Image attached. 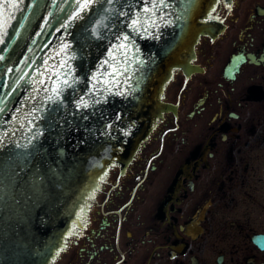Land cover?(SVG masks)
Here are the masks:
<instances>
[{"label": "water", "instance_id": "1", "mask_svg": "<svg viewBox=\"0 0 264 264\" xmlns=\"http://www.w3.org/2000/svg\"><path fill=\"white\" fill-rule=\"evenodd\" d=\"M216 2L0 0V264L52 262Z\"/></svg>", "mask_w": 264, "mask_h": 264}, {"label": "flooded vegetation", "instance_id": "2", "mask_svg": "<svg viewBox=\"0 0 264 264\" xmlns=\"http://www.w3.org/2000/svg\"><path fill=\"white\" fill-rule=\"evenodd\" d=\"M207 15L50 264H264V0Z\"/></svg>", "mask_w": 264, "mask_h": 264}, {"label": "snow or ice", "instance_id": "3", "mask_svg": "<svg viewBox=\"0 0 264 264\" xmlns=\"http://www.w3.org/2000/svg\"><path fill=\"white\" fill-rule=\"evenodd\" d=\"M189 3H194V0H189Z\"/></svg>", "mask_w": 264, "mask_h": 264}]
</instances>
